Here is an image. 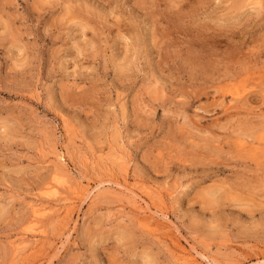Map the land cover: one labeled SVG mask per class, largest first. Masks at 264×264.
Segmentation results:
<instances>
[{"label": "rangeland", "instance_id": "374dc122", "mask_svg": "<svg viewBox=\"0 0 264 264\" xmlns=\"http://www.w3.org/2000/svg\"><path fill=\"white\" fill-rule=\"evenodd\" d=\"M146 189L194 255L260 264L264 0H0V264H180Z\"/></svg>", "mask_w": 264, "mask_h": 264}, {"label": "bare ground", "instance_id": "6f19581e", "mask_svg": "<svg viewBox=\"0 0 264 264\" xmlns=\"http://www.w3.org/2000/svg\"><path fill=\"white\" fill-rule=\"evenodd\" d=\"M63 154V153H62ZM65 156H59V161L62 163L64 162L66 159L64 158ZM119 157V156H118ZM57 158H58V155H57ZM114 158V157H113ZM116 159V158H115ZM115 159L113 161H115ZM111 161V160H110ZM119 161V159L117 158V162ZM122 161V159L120 160ZM124 162V161H122ZM92 163V162H91ZM120 165H121V162H119ZM90 164V163H89ZM90 166V165H88ZM105 166V165H104ZM110 166V165H109ZM125 166V165H124ZM107 168V167H106ZM104 168L105 170H108ZM124 168V167H122ZM64 169V168H63ZM66 169V168H65ZM62 170L60 172H54V174L52 175H55L60 177L61 179L63 178L64 179V182H60V184H64L65 188L64 190L68 193V195L71 196L72 199H87L90 197V194H91V189L89 187V184L86 183V184H83L84 182L82 181H75V182H71L69 180H67V178H69L68 174H67V171L66 170ZM103 169V168H102ZM110 169V168H109ZM58 169H56L57 171ZM61 170V168L59 169ZM115 171V169H113ZM54 171V170H53ZM109 171V170H108ZM107 171V173H108ZM113 172V171H112ZM106 173V174H107ZM110 173V172H109ZM108 173V174H109ZM120 173V172H118ZM122 173V172H121ZM114 174V173H113ZM101 175V174H100ZM111 175V173H110ZM123 175V174H121ZM112 176V175H111ZM114 176V175H113ZM112 176V177H113ZM52 178V180H57L58 179L56 178L55 179ZM115 178V177H113ZM66 179V180H65ZM96 179V178H95ZM120 179V178H119ZM73 180H76V179H73ZM72 180V181H73ZM78 180V179H77ZM116 180V178H115ZM113 182V181H111ZM110 182V183H111ZM101 185V183H98L96 187H98V185ZM115 186L119 187V188H123L124 190H128V191H131L133 192V189L132 187H130V184L129 182L126 180L125 176H122L121 179L116 182H114ZM134 186V185H133ZM134 188V187H133ZM141 188V187H140ZM145 190V189H144ZM147 190V189H146ZM148 191V190H147ZM145 192L144 191H140V193L142 194L143 193V196L141 195V197H143L142 200L143 201V207H141L140 205L137 206L135 208V211L136 213L140 214L139 218H138V222L141 224L142 227H144V229H148L149 231L151 232H156L155 234H159L162 238H164L165 240L169 241V243L171 244L173 250L175 251V257L177 256V259L179 260L180 264H203L201 261H203L205 264H211V262H213L210 258H208L207 256H205L204 254H201V253H198V252H195V255L193 254V252H191L189 249L185 248L182 243L180 242V239L179 237L177 236L176 234V230L172 228V226L170 225V222H169V219L167 218V215L165 213L159 212L156 210V208L158 206H156V203L155 201L151 200V198L153 199V197H151V194L148 192ZM130 192V193H131ZM65 193V192H64ZM63 193V194H64ZM165 193V191H164ZM170 193V192H169ZM172 194V193H171ZM169 196V194H166V196ZM135 196V195H134ZM167 196V197H168ZM65 197V195H64ZM65 200H67V198H64ZM159 199V198H158ZM71 200V199H70ZM41 203V202H40ZM44 203V202H43ZM42 204V203H41ZM158 204V203H157ZM160 204V203H159ZM158 204V205H159ZM46 205V204H45ZM73 205V204H72ZM31 214L33 216L34 219H37L38 218L40 219L41 217H44L45 215L48 216V214H50L49 212V207H46V206H43L42 205H39L38 203L34 202V204H32L31 206ZM73 206H71V204H68V205H64L63 209H62V214H63V218H62V222L61 224L63 223V220L66 221L68 219V217L70 218V214L72 213V210H74L72 208ZM159 208V207H158ZM55 211V209H53ZM53 211V212H54ZM52 212V211H51ZM60 215V214H59ZM57 217V216H56ZM159 218V219H158ZM65 224V223H64ZM63 225V224H62ZM42 230L39 231V233L41 232ZM43 232V231H42ZM45 233V231H44ZM44 233H41V234H44ZM38 235V234H37ZM45 235V234H44ZM40 236V235H39ZM43 237V236H42ZM37 238V237H36ZM37 240V239H36ZM41 240V239H40ZM42 241V240H41ZM41 241H39L38 243H34L35 246H34V249L37 250L35 252H37L38 254L40 252H43L45 251V243H42ZM22 242H24L22 240ZM35 242V241H34ZM41 242V243H40ZM26 244V243H25ZM56 248V247H55ZM47 250V249H46ZM31 253V251H30ZM34 253V252H33ZM260 254H263V253H260ZM259 254V255H260ZM29 255V254H28ZM27 255V259H29ZM31 255V254H30ZM34 255V254H33ZM258 255V256H259ZM197 256L199 257V260L197 258ZM31 257V256H30ZM35 257V256H34ZM26 258V257H25ZM32 258V257H31ZM39 258V257H38ZM257 260V259H256ZM36 261V259H35ZM260 261V264L261 262L264 263V256H260V259L258 260ZM257 261V262H258ZM31 262V261H30ZM33 263V262H32ZM259 263V262H258ZM257 263V264H258Z\"/></svg>", "mask_w": 264, "mask_h": 264}]
</instances>
